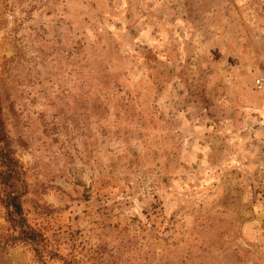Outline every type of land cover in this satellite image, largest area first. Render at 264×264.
Here are the masks:
<instances>
[{"label": "rangeland", "instance_id": "rangeland-1", "mask_svg": "<svg viewBox=\"0 0 264 264\" xmlns=\"http://www.w3.org/2000/svg\"><path fill=\"white\" fill-rule=\"evenodd\" d=\"M258 78L264 0H0V264H264Z\"/></svg>", "mask_w": 264, "mask_h": 264}, {"label": "trees", "instance_id": "trees-1", "mask_svg": "<svg viewBox=\"0 0 264 264\" xmlns=\"http://www.w3.org/2000/svg\"><path fill=\"white\" fill-rule=\"evenodd\" d=\"M0 185L1 202L6 209V221L11 244L17 240L30 242L38 256L43 259L46 252L43 233L33 227L26 216L24 205L28 193L23 166L15 155L7 129L5 113L0 96ZM57 254V253H55ZM53 256V255H52Z\"/></svg>", "mask_w": 264, "mask_h": 264}, {"label": "built area", "instance_id": "built-area-1", "mask_svg": "<svg viewBox=\"0 0 264 264\" xmlns=\"http://www.w3.org/2000/svg\"><path fill=\"white\" fill-rule=\"evenodd\" d=\"M256 83L259 87H263L264 86V78H258Z\"/></svg>", "mask_w": 264, "mask_h": 264}]
</instances>
